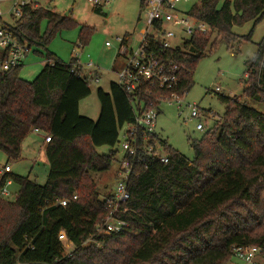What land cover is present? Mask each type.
<instances>
[{
	"label": "trees",
	"instance_id": "trees-1",
	"mask_svg": "<svg viewBox=\"0 0 264 264\" xmlns=\"http://www.w3.org/2000/svg\"><path fill=\"white\" fill-rule=\"evenodd\" d=\"M189 14L210 31L186 42L183 51L167 53L191 71L177 91L193 86L208 49L238 41L234 26L262 22L264 0H202ZM0 23L29 50H46L71 21L29 5L21 19ZM91 32L81 27L83 47ZM38 54L46 65L33 82L22 79L23 66L0 73V150L8 161L21 158L22 145L35 130L51 138L45 185L10 174L0 181V191L8 181L20 186L14 202L0 198V264H230L236 247L264 252V113L223 97L224 117L191 143L193 161L151 135L168 162L141 155L129 182L130 199L117 214L129 227L98 234L107 211L92 174L108 172L117 153L101 155L97 148L114 149L120 130L136 124V112L131 98L112 83L109 93L98 90V121L81 116L91 81L74 58L66 64L51 52ZM247 66L243 95L264 103V41ZM58 199L68 200L67 207L53 205ZM61 232L75 247L70 256L59 241Z\"/></svg>",
	"mask_w": 264,
	"mask_h": 264
},
{
	"label": "rangeland",
	"instance_id": "rangeland-1",
	"mask_svg": "<svg viewBox=\"0 0 264 264\" xmlns=\"http://www.w3.org/2000/svg\"><path fill=\"white\" fill-rule=\"evenodd\" d=\"M224 1L221 0V3ZM201 2L202 0H190L189 4L180 5L179 10L185 11V13L190 12L194 5H199ZM39 3L44 8L56 9L59 15L67 18L71 23L60 29L46 50L32 48L29 51L21 70V76L27 81L33 82L44 69L46 61L38 53L51 52L66 64L70 63L74 54H80L83 76H89L90 70L85 67L89 63H93L101 69L100 83L89 79L92 94L80 104L81 116L98 121L100 117L98 90L110 92L111 84L117 82V72L123 63L119 59L117 65L113 66L114 48L118 45L116 39L121 35L123 36L127 31L133 36H138L144 29V25L139 22V18L142 16L139 0H130L129 2L113 0L110 4L102 7L103 13L101 14L93 11V6L89 0H39ZM9 5L7 2L2 3L0 10L5 13ZM12 22L13 19L5 14L3 23L12 24ZM83 26L91 28L92 32L88 44L81 51L78 46L81 43L79 35ZM45 29L46 23H43L42 33ZM232 33L238 37V41H231L230 45L226 41H219L213 50L208 49L206 56L196 66L193 86L187 90L185 101L196 104L199 107L201 117L190 120L187 113L179 117V112L175 107L166 104L159 107L156 134L191 161L195 157L191 143L200 140L205 133L213 128L217 121L224 117L227 106L222 100L223 97L237 100L258 112L264 113V103L247 99L243 95L247 62L254 58L258 52L259 44L264 41V19L257 26H254L253 23L234 26ZM249 36H251L250 40H247L246 37ZM107 42H111L113 46L107 48ZM217 88L219 92H216ZM200 123L204 127L202 132L197 130V125ZM126 130L127 126L120 130V142H123ZM111 151L117 153L112 168L108 172L92 174L98 185L101 201L115 191V176L124 152L120 144L114 149L97 148V152L101 155H109ZM6 166L11 169V173L10 171L4 172ZM8 174L28 178L41 186L45 185L49 175V164L45 152L39 155V152L36 154L25 148L18 161L9 162L6 154L0 150V175L4 177ZM8 190L11 195L1 199L14 202L20 191V186L13 183V186ZM230 264L242 263L233 258Z\"/></svg>",
	"mask_w": 264,
	"mask_h": 264
},
{
	"label": "built area",
	"instance_id": "built-area-1",
	"mask_svg": "<svg viewBox=\"0 0 264 264\" xmlns=\"http://www.w3.org/2000/svg\"><path fill=\"white\" fill-rule=\"evenodd\" d=\"M111 1L89 0V3L93 8L102 9ZM6 2L10 5L5 13L0 10L1 21L5 14L19 20L23 17V11L27 6L40 5L39 0H0V5ZM139 2L142 13L139 22L144 25V29L138 36L128 34L116 39L118 59L123 61L117 72L116 84L131 98L130 102L137 115L136 124L127 126L124 140L119 143L124 156L116 172L115 191L103 200L107 216L98 227V234L121 233L129 227V224L120 219L117 214L130 199L128 186L135 163L141 159V155L158 157L163 163L168 162L161 153L159 145L152 143L154 140L151 136L156 134L160 105L175 107L179 117L185 113L189 115L190 120L201 117L199 107L185 101L187 89L177 91L185 78L184 75L191 74V71L184 64L171 59L167 53L177 49L183 51L186 42L199 34H207L210 31L209 26L191 16L189 12L179 10L180 5L189 4L190 0H139ZM112 46L111 42L106 43L107 48ZM83 48L82 44L78 46L81 51ZM29 51L28 46L21 44L9 28L0 27V73L22 67ZM80 57L81 55L77 53L73 56L77 61L76 68L83 69ZM85 67L90 70L87 78L100 83L99 68L93 63ZM216 92H219L218 88ZM197 130L200 132L204 130L202 123L197 125ZM34 132L42 133L39 130ZM45 142L50 143L51 138L45 136ZM9 171V167L4 170L5 173ZM10 184L11 182L8 181L0 191V198L11 195L7 189ZM76 199L77 197H74V200ZM68 203V200L58 199L53 205L67 207ZM58 237L66 254L70 256L75 250L73 243L67 238L65 232H61ZM96 245L101 247V244ZM263 254L261 248L250 246L236 247L233 256L242 264H256L258 258L264 260Z\"/></svg>",
	"mask_w": 264,
	"mask_h": 264
},
{
	"label": "crops",
	"instance_id": "crops-1",
	"mask_svg": "<svg viewBox=\"0 0 264 264\" xmlns=\"http://www.w3.org/2000/svg\"><path fill=\"white\" fill-rule=\"evenodd\" d=\"M113 1V0H112ZM111 1V2H112ZM130 0H125V2H129ZM50 2V1H49ZM110 2V3H111ZM109 3V4H110ZM140 3V2H139ZM41 5V4H40ZM139 6V5H137ZM141 9V7H140ZM56 11V9H55ZM128 34H131L129 31H127L125 34H123V36L121 35L120 37H117V38H121V37H124ZM114 54H113V66H116L117 63L119 62V59H118V54H117V47L114 48ZM27 59V58H26ZM24 67V65H23ZM99 68V76L101 74V69L100 67ZM83 70V69H82ZM22 77V76H21ZM22 79H24L22 77ZM25 81H27L26 79H24ZM29 82V81H28ZM81 104V103H80ZM79 112H80V106H79ZM30 137V138H29ZM29 141V142H28ZM28 142V144H27ZM46 147H47V144L45 142V136L43 133H35V132H32L31 133V136H28L27 139L24 141L23 145H22V151H24L25 148H27V150H31L33 152H35L37 154V152H39V155L43 154L46 150ZM8 167V166H6ZM5 167V168H6ZM11 169H10V173H11ZM3 178V175H0V181L2 180ZM11 182V181H10ZM13 186V183L11 182V184L9 186H7V189L12 187ZM257 264H264V260L261 259V258H258V260L256 261Z\"/></svg>",
	"mask_w": 264,
	"mask_h": 264
}]
</instances>
